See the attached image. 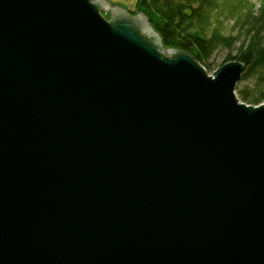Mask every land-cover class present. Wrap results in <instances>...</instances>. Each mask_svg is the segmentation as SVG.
Instances as JSON below:
<instances>
[{"label": "water", "instance_id": "water-1", "mask_svg": "<svg viewBox=\"0 0 264 264\" xmlns=\"http://www.w3.org/2000/svg\"><path fill=\"white\" fill-rule=\"evenodd\" d=\"M110 4L0 0V264H264L244 64L210 76Z\"/></svg>", "mask_w": 264, "mask_h": 264}, {"label": "trees", "instance_id": "trees-1", "mask_svg": "<svg viewBox=\"0 0 264 264\" xmlns=\"http://www.w3.org/2000/svg\"><path fill=\"white\" fill-rule=\"evenodd\" d=\"M129 11L146 14L165 48L203 65H210L216 48H234L224 61L244 64L241 80L255 78V93L239 88L241 98L249 104L264 100V0H137Z\"/></svg>", "mask_w": 264, "mask_h": 264}, {"label": "rangeland", "instance_id": "rangeland-1", "mask_svg": "<svg viewBox=\"0 0 264 264\" xmlns=\"http://www.w3.org/2000/svg\"><path fill=\"white\" fill-rule=\"evenodd\" d=\"M110 1V6L107 10H104L103 6L100 7V12L102 14V16H104L105 19L107 20H111L112 19V15H111V5L113 3H117V5H119L120 7L126 9L127 11H129L131 8L134 7V5L136 4L137 0H109ZM130 12V11H129ZM132 15H134L133 12H130ZM238 30L237 28L235 29V31ZM163 52H165L164 54L168 56V54L170 55V53L167 51V49L162 47H159V50ZM235 51L234 48H227V47H218L216 48L213 53L212 56L209 59V63L210 65H203L201 63V66L203 67V69L206 71V73L208 75H212L213 72L224 62L225 58H226V54L233 53ZM255 78L254 77H249L248 79L245 80H239L238 82H236V86H235V94L236 97L239 99L240 102H244L245 101L241 98V95L239 94L238 89L239 88H245L248 89L250 91V93H255L253 90L254 88V82Z\"/></svg>", "mask_w": 264, "mask_h": 264}, {"label": "bare ground", "instance_id": "bare-ground-1", "mask_svg": "<svg viewBox=\"0 0 264 264\" xmlns=\"http://www.w3.org/2000/svg\"><path fill=\"white\" fill-rule=\"evenodd\" d=\"M227 61H229V60H227ZM225 62V61H224ZM223 62V63H224ZM221 66V65H220ZM210 76H213L214 77V74H212V75H210ZM236 95V94H235ZM239 100V99H238ZM244 103V102H243ZM261 103H264V100L262 101V102H260V103H258V104H249V103H247V102H245V104L246 105H252V106H258V105H260Z\"/></svg>", "mask_w": 264, "mask_h": 264}]
</instances>
